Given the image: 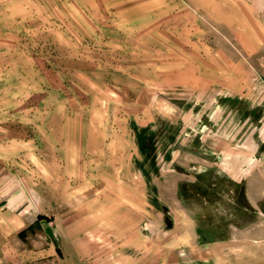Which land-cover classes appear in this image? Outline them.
I'll use <instances>...</instances> for the list:
<instances>
[{
	"label": "rangeland",
	"instance_id": "1",
	"mask_svg": "<svg viewBox=\"0 0 264 264\" xmlns=\"http://www.w3.org/2000/svg\"><path fill=\"white\" fill-rule=\"evenodd\" d=\"M0 264H264V0H0Z\"/></svg>",
	"mask_w": 264,
	"mask_h": 264
}]
</instances>
